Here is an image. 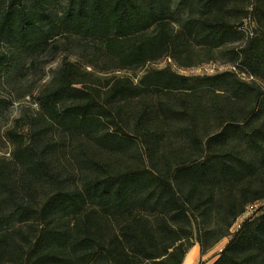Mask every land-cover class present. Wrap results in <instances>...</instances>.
Masks as SVG:
<instances>
[{
    "label": "trees",
    "instance_id": "obj_1",
    "mask_svg": "<svg viewBox=\"0 0 264 264\" xmlns=\"http://www.w3.org/2000/svg\"><path fill=\"white\" fill-rule=\"evenodd\" d=\"M67 46L83 62L19 90ZM27 97L0 264H183L195 234L229 238L212 264H264V0H0V121Z\"/></svg>",
    "mask_w": 264,
    "mask_h": 264
},
{
    "label": "rangeland",
    "instance_id": "obj_2",
    "mask_svg": "<svg viewBox=\"0 0 264 264\" xmlns=\"http://www.w3.org/2000/svg\"><path fill=\"white\" fill-rule=\"evenodd\" d=\"M66 49H69L66 52H61L58 54L55 60H53L46 68H42L41 71L38 74H31L27 79L22 81L20 84V91L23 92L24 89L26 88L27 85H30L32 81L39 80L38 82V87H42L49 83L52 78L55 75V72L59 69L61 64L63 63L64 60L67 61H72L73 63H78V62H83L82 59L79 57V54L74 47L71 49L69 46L66 47ZM73 50V51H70ZM52 56L45 57L43 61H48L51 60ZM167 66V62H161V63H156L150 65V67L154 68H164ZM173 69L178 72L181 75L185 76H202V75H215L217 73L224 72L225 70H229V66L223 65L221 63H216V64H205L200 67H194L191 69H179L178 67L173 65ZM90 70V69H89ZM116 75L122 76L123 74L121 73H115ZM96 76H98L101 79H106L111 76V74H104V73H97ZM30 108L32 110H37V105L33 103V101L30 100L29 97L26 99H22L19 101L14 102L12 107H10L9 111L7 112V116L0 121V156H6L9 157L10 153L12 151V146L10 145L7 140L3 138L4 132L9 129L13 121L20 117L21 113L26 109ZM259 208V205L258 207ZM254 210H249V213L247 214L248 216L253 213ZM244 218L242 217L237 224H240ZM237 227V225H236ZM196 236V234H195ZM194 236V244L198 243L197 237ZM229 238H224L221 241H219L216 245H214L212 248L204 252L203 255H208V254H213L212 258H216L219 256L220 252L222 249L225 247V245L228 243Z\"/></svg>",
    "mask_w": 264,
    "mask_h": 264
},
{
    "label": "crops",
    "instance_id": "obj_3",
    "mask_svg": "<svg viewBox=\"0 0 264 264\" xmlns=\"http://www.w3.org/2000/svg\"><path fill=\"white\" fill-rule=\"evenodd\" d=\"M213 254L202 255L201 247L198 243L194 244L187 253L183 264H212L216 258H212Z\"/></svg>",
    "mask_w": 264,
    "mask_h": 264
},
{
    "label": "built area",
    "instance_id": "obj_4",
    "mask_svg": "<svg viewBox=\"0 0 264 264\" xmlns=\"http://www.w3.org/2000/svg\"><path fill=\"white\" fill-rule=\"evenodd\" d=\"M229 69H231V68L229 67ZM242 78H243L244 80L247 79L245 76H243ZM250 80H253V78H251Z\"/></svg>",
    "mask_w": 264,
    "mask_h": 264
}]
</instances>
